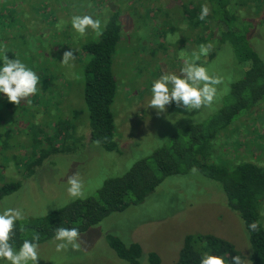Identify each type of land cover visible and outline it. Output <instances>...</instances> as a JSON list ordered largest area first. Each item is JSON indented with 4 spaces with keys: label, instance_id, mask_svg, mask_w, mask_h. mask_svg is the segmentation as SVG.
Wrapping results in <instances>:
<instances>
[{
    "label": "rangeland",
    "instance_id": "obj_1",
    "mask_svg": "<svg viewBox=\"0 0 264 264\" xmlns=\"http://www.w3.org/2000/svg\"><path fill=\"white\" fill-rule=\"evenodd\" d=\"M237 1L230 0L238 18L234 19V28L247 31L250 48L264 61V0H250L245 6ZM201 2L0 0V49L11 51L40 78L37 93L19 105L0 93V184L20 183L16 191L0 199V213L18 208L23 219L17 222H24L74 200L93 197L104 180L121 176L133 163L166 146L172 136H181L186 126L207 121L225 105L229 86L239 77L240 69L232 49L217 45V27L210 32L207 27L201 30L183 17V8ZM84 14L99 19L102 29L111 14L118 16L120 24L111 59L116 84L110 106L114 152H105L88 140L82 75L87 58L82 50L99 35L91 28L80 35L72 28L71 18ZM201 44L210 48L198 63L223 80L217 86L213 106L188 112L172 103L158 115L156 109L147 107L153 81L165 72L179 74L184 60L199 52ZM69 50L76 59L64 65L63 53ZM261 104L252 115L237 113L226 134L213 143V152L234 163L237 159L253 161L248 156L251 151L252 157L259 158L257 163L264 164V102ZM60 126L67 131H61ZM61 133L66 135L57 138ZM62 144L60 152L48 155L29 178H24L29 152L61 149ZM214 160L221 161L220 157ZM75 173L83 183L81 198H72L67 192V178ZM261 225L264 229V221ZM80 234L78 250L69 245L56 251L60 241H54V237L40 243L38 264H124L108 247L107 235L126 245L138 244L140 264L146 263L150 252L158 256L160 264L173 263L183 237L196 235L230 242L245 257L243 263L249 264L248 237L242 222L226 207L219 184L192 169L183 175L164 177L141 204L111 213ZM0 264L9 262L0 260Z\"/></svg>",
    "mask_w": 264,
    "mask_h": 264
},
{
    "label": "trees",
    "instance_id": "obj_2",
    "mask_svg": "<svg viewBox=\"0 0 264 264\" xmlns=\"http://www.w3.org/2000/svg\"><path fill=\"white\" fill-rule=\"evenodd\" d=\"M249 1L237 2L239 6H245ZM202 2L189 9L183 8V17L187 18L189 25L201 30L207 27L210 32L213 26L217 27V45H228L232 49L240 69L239 77L229 86L225 105L207 121L186 126L181 136H172L166 146L157 148L147 157L139 159L121 176L104 180L95 196L74 200L43 216L16 222L12 241L14 247L18 249L25 239L32 240L35 235L39 236L38 244L46 242L54 237L55 229L61 226L75 227L80 233L84 232L111 213L141 204L164 177L183 175L195 169L202 176L219 184L226 207L242 222L248 237L249 264H264V229L261 225L264 221V164L257 163L259 158L252 157L251 151L248 156L253 161L237 159L234 163L224 158L223 154L220 156L213 152V143L217 137L226 134V128L237 113L245 111L252 115L257 112L256 107L264 102V61L250 48L246 38L247 31L234 28V19L237 17L233 14L230 0ZM255 2L260 3V0ZM205 4L210 11L204 20H200L198 17L201 6ZM119 33L118 16L111 14L103 25L102 35L82 50L87 58L82 75L88 140L97 143L105 152L116 151L113 141V117L110 111L116 91L111 73V59ZM207 35L210 37L212 33ZM10 52L7 50L6 54L9 58H14ZM212 57L213 53L207 56L209 60ZM2 63L0 60V66ZM60 127L61 131L68 129ZM62 135L64 134L61 133L57 138L61 139L66 133ZM254 136L257 138V135ZM63 147L62 144L61 149L45 148L34 153L29 152L24 166V178H29L42 160L50 154L60 152ZM219 157L221 161L215 162L214 159ZM19 186V181L0 184V199L16 191ZM253 221L259 223L258 231L249 229L248 225ZM105 239L117 259L124 264H140L141 249L138 244L126 245L110 235L105 236ZM205 252L224 256L229 261L235 255H239L242 262L245 260L230 242L211 235H196L183 237L177 258L171 264H200ZM145 264H160V259L150 252L146 255Z\"/></svg>",
    "mask_w": 264,
    "mask_h": 264
},
{
    "label": "clouds",
    "instance_id": "obj_3",
    "mask_svg": "<svg viewBox=\"0 0 264 264\" xmlns=\"http://www.w3.org/2000/svg\"><path fill=\"white\" fill-rule=\"evenodd\" d=\"M208 6H201L200 20H204L209 14ZM72 28L80 35H84L87 29L91 28L97 35H102L101 21L94 19L91 15H75L71 18ZM60 27V25H58ZM171 38V37H169ZM210 46L200 45L199 52H193L190 58L184 60V66L179 74L165 72L158 79L153 81L151 87V99L147 107L157 110L159 115L167 111V106L175 103L188 112L200 110L205 107H212L217 99V86L223 83L219 76L211 75L208 69L198 63L201 56H206ZM76 57L73 51H65L62 57V64L67 65ZM0 93L4 94L12 104L19 105L22 100H27L38 91L40 78L36 72L26 66L18 58H9L6 49H0ZM195 171V169H193ZM69 187L67 192L72 198L83 196V183L79 174L75 173L67 178ZM23 219V213L18 208H6L0 213V260L9 264H38L39 258V236H33L32 240L25 239L17 249L13 246L16 222ZM251 231H258L259 223L253 221L248 225ZM23 231V228H21ZM80 231L78 228L57 227L55 229L54 241L56 251L67 249L71 245L79 249ZM200 264H243L241 257L235 255L231 261L224 256L205 252Z\"/></svg>",
    "mask_w": 264,
    "mask_h": 264
}]
</instances>
